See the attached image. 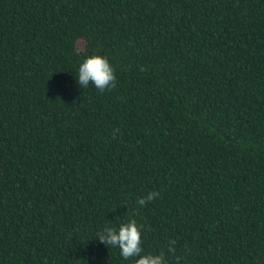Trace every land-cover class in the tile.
Segmentation results:
<instances>
[{"label":"trees","instance_id":"obj_1","mask_svg":"<svg viewBox=\"0 0 264 264\" xmlns=\"http://www.w3.org/2000/svg\"><path fill=\"white\" fill-rule=\"evenodd\" d=\"M0 264H264V0H0Z\"/></svg>","mask_w":264,"mask_h":264}]
</instances>
